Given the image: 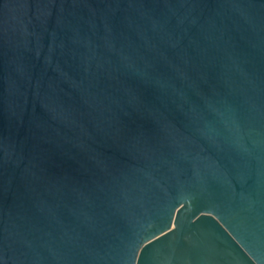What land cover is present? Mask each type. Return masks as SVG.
<instances>
[{"label": "water", "instance_id": "1", "mask_svg": "<svg viewBox=\"0 0 264 264\" xmlns=\"http://www.w3.org/2000/svg\"><path fill=\"white\" fill-rule=\"evenodd\" d=\"M0 264H264V0H0Z\"/></svg>", "mask_w": 264, "mask_h": 264}]
</instances>
